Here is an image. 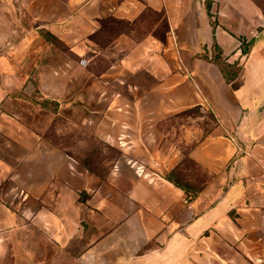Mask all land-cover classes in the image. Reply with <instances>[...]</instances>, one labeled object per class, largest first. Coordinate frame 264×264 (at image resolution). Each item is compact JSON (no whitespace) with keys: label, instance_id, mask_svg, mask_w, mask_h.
I'll use <instances>...</instances> for the list:
<instances>
[{"label":"crops","instance_id":"crops-1","mask_svg":"<svg viewBox=\"0 0 264 264\" xmlns=\"http://www.w3.org/2000/svg\"><path fill=\"white\" fill-rule=\"evenodd\" d=\"M147 13L155 18L136 39ZM114 20L121 24L101 44ZM44 33L86 65L95 58L107 65L100 86L116 96L96 99L106 108L85 116L98 117V137L121 151L104 177L20 109L35 105L26 93L45 62ZM243 42L252 43L246 54ZM215 44L227 63L242 66L233 82L201 57ZM195 107L215 126L191 156L217 176L192 199L167 174L182 154L170 136L190 134L169 120ZM240 155L237 167L255 181L249 200L264 209V0H0V264H9L19 234L28 264H189L231 204L219 190ZM246 222V256L264 264V223L253 210Z\"/></svg>","mask_w":264,"mask_h":264},{"label":"rangeland","instance_id":"rangeland-1","mask_svg":"<svg viewBox=\"0 0 264 264\" xmlns=\"http://www.w3.org/2000/svg\"><path fill=\"white\" fill-rule=\"evenodd\" d=\"M154 18V14L147 13V18L135 30L136 39L143 38L149 32L150 23ZM115 29V26L110 25L103 30L98 35L100 43L106 44L111 40ZM46 40L49 45L47 55L43 58L45 62L43 61V65L35 71L26 93L35 105L21 106L20 109L26 115L40 117L45 127V136L64 148L82 166L86 165L97 173L107 175L113 170L121 151L117 146L98 137V117L94 116L93 122H87L85 119L89 110L106 108L107 105L96 99L103 95L104 98L116 96V89L102 91L100 86L101 74L107 65L102 58H95L86 65L81 59L71 55L67 45L52 42L50 38ZM88 99H94V102L87 107ZM171 126H182L184 130L188 127L190 134L188 141L185 138L172 139L170 136L172 142L180 146L182 154L178 163L172 168L169 167L167 176L172 175L174 181L187 186V197L194 199L217 176L215 171L203 169L191 156V150L198 140H203V136L212 132L215 120L210 112H202L195 107L173 116L169 120V128ZM240 157L241 155L235 156L230 161L224 171L227 175L226 182L220 185L219 190V196L223 199L231 194V204L222 211L221 219L203 232L198 243L204 246V252L198 258L191 257L189 264H251L245 252L246 235L242 232L252 210L258 213V220L263 225L264 209L254 208L249 200V192L255 181L248 171L237 167L236 162ZM211 204L212 202L207 203L206 206ZM214 227H221L222 233L215 234ZM18 240L19 242L15 241V246L9 249L8 262L28 264L27 254L21 248L20 234ZM215 245L218 250H214ZM49 253L53 254V251L50 250Z\"/></svg>","mask_w":264,"mask_h":264},{"label":"trees","instance_id":"trees-1","mask_svg":"<svg viewBox=\"0 0 264 264\" xmlns=\"http://www.w3.org/2000/svg\"><path fill=\"white\" fill-rule=\"evenodd\" d=\"M111 22L112 21H110L109 23H111ZM114 22L115 23H113V24L111 23V24H108L106 26L108 27L110 25H113V26L117 27V24L118 25L121 24L120 21H117V20H114ZM106 26H105V28H106ZM44 36L47 39L49 38V35L47 33H44ZM251 44L252 43H250V42L249 43H246V42L242 43V51H243V53L246 54L250 50ZM212 53L213 54H212L211 57L209 55L205 54V53H203L201 55V57H203V58H205V59L217 64L220 67V69H221V71H222V73H223V75H224V77H225L227 82H233L235 79H237V77L239 76V74L241 72V68H242L240 63L239 62L234 63V64L227 63V61L222 56V52H221L220 48L216 44L213 47V52ZM85 168H87L89 171H91V172H93L95 174H98V175H100L102 177L106 176L105 174H100V173L95 172L94 170H92L90 167H88L86 165H85ZM167 178L169 179V181H171L173 184H175V186H177L178 188L182 189L185 193L189 194V190H188L187 186L174 181L172 179V175H168Z\"/></svg>","mask_w":264,"mask_h":264}]
</instances>
